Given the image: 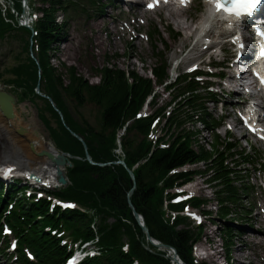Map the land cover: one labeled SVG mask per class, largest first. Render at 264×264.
Here are the masks:
<instances>
[{"label": "trees", "instance_id": "obj_1", "mask_svg": "<svg viewBox=\"0 0 264 264\" xmlns=\"http://www.w3.org/2000/svg\"><path fill=\"white\" fill-rule=\"evenodd\" d=\"M48 6L41 8L42 17L38 22L39 30V63L43 69L46 80L45 93L52 98L56 107L63 115L65 126L59 116L44 100V108L40 110L39 117L48 128L50 137L61 151L69 152L74 156L84 157L82 144L71 136L70 131L78 134L85 142L88 153L96 163H108L116 160L114 150L118 132L125 127L128 120L134 115L147 96L155 93L154 84H163L167 77V67L163 63H156L150 72L151 78H142L131 71L133 84L126 82L124 70L107 62L103 67L95 70L99 77V84L91 85L81 76L76 68L51 63L53 45L62 37V26L56 22L58 12L63 10L64 0H39ZM19 9V5H16ZM9 18H12L8 14ZM21 29L13 28L4 21L0 14V38L7 33L18 32ZM26 31V30H25ZM28 32V31H27ZM14 36V34L12 35ZM15 37V36H14ZM17 64L0 72V81L4 74L12 76L4 81L10 86L24 91L27 96L36 97L33 89L37 83V68L28 57L22 58V53H16ZM170 93L169 103L160 107L157 113L172 108L167 126L173 139L171 146L166 150H155L151 155H144L140 140H143L147 130L148 121L132 122L125 128L120 138L124 162L128 168L143 160L135 174L136 188L131 201L137 212L145 221L150 235L161 242L175 248L179 257L185 264H192L190 243L199 238L201 230H173L162 221L161 197L164 187L171 186L174 180L185 181L190 175L167 177L169 170L186 163L203 162L207 174V182L213 188L216 206L215 218H210L220 229L224 248L228 251L238 238V230L232 225L233 221L244 218V199L250 195V187L246 176L238 166H245L246 157H242L236 148L228 141L215 137L206 148L199 139L195 126L201 122L206 128L211 127L207 113L202 105L201 97L195 93L192 83L185 80ZM96 110L94 124L87 121H78L71 109L81 114L82 109ZM45 113H50L55 119L56 126L52 128ZM187 125L189 127H187ZM67 128L69 130H67ZM197 146V150L193 149ZM191 147V148H190ZM225 159L226 164H224ZM72 187L65 194L66 199L75 200L82 206L91 209L98 220L96 230L90 228L87 216L68 212L64 218L73 222L75 228L85 239H97L102 250V258L85 264H132L131 257L124 254L120 247L124 236L130 240V253L140 256L146 264H169L167 260L145 252L141 246L142 232L136 225L126 204V195L132 186L127 172L122 166H108L100 168L91 166L87 162L74 161L69 173ZM161 184V185H160ZM0 193V204H1ZM11 193L6 194L7 200ZM24 201L19 199L23 205ZM207 204V200L203 201ZM199 202L197 206L204 204ZM27 217L34 223V239L26 240L31 244L34 253L42 264H58L61 262L63 250L58 243L45 234L41 223L37 222V215H45V204L38 206H25ZM206 215H213L212 211L203 210ZM109 219L112 221L109 222ZM224 222V223H222ZM54 225V221L50 220ZM78 226V227H77Z\"/></svg>", "mask_w": 264, "mask_h": 264}, {"label": "rangeland", "instance_id": "obj_2", "mask_svg": "<svg viewBox=\"0 0 264 264\" xmlns=\"http://www.w3.org/2000/svg\"><path fill=\"white\" fill-rule=\"evenodd\" d=\"M16 2H17L16 0H0V7L2 9H5L6 6L12 7L13 3L16 4ZM197 9L198 6L195 5V7H193L189 12L182 13L184 14V16H187L186 18L187 24L194 22L195 19H198L200 17V15L197 14L196 11ZM148 17H150L149 23L155 24L157 22V19L154 16L148 14ZM98 18L87 19L86 17H79L74 19L72 18L73 20L70 19L69 20L70 25L68 28V35H67L70 37V41L67 42V40L64 39V41L60 43L59 46H56L57 55L55 56L57 58L52 61V64L58 65V63L60 62L68 66H74L76 67L78 73L81 74L91 85H97L99 83V78L93 74V69L95 67L103 66L106 62L107 57L117 55L116 58L111 59L112 64L116 65L117 67L123 70L134 71L138 75L144 78L150 77L149 69L153 66V64L156 62L158 57L154 49H152L151 44L149 42L144 45L133 44V47L131 46L128 47L127 49L123 41L118 42V38L116 36L113 37L109 35L108 38L106 39L103 34H99L98 32L101 28L100 22L98 23L99 26L95 28L91 27V23L96 21ZM94 25H96L95 22ZM172 25L176 31H181L178 30L179 28H177L175 22H173ZM150 28L151 25L148 26V29ZM110 29H112V27H110ZM152 43L155 45V41L152 40ZM181 43H182L181 40L176 44L171 42V45L175 46L174 51H172V53L170 54L171 60L174 58V53L178 52V46ZM10 49L11 46L8 44V42L6 41L0 42L1 70L5 67L12 66L14 64V59H13L14 53L20 51L19 48H16L14 51ZM187 55L188 53L185 52L182 56H180L179 60L182 63L185 62ZM188 65H190V63L185 64L184 68L187 67ZM174 77L175 75H173V77L170 78L169 82H172ZM0 86L3 90L7 91V87L5 85L1 84ZM156 94H157V98H159L156 101L158 105H160L161 103H165L169 99L167 94H165L162 91V87L156 88ZM37 105L39 106L41 105V102L39 100L37 101ZM207 107L208 110L212 113L213 111L212 107H210V105H207ZM18 111L21 112L22 117L25 120L32 119L34 124L37 126V129L42 133V135L46 138V140L47 141L50 140L47 130L45 129L41 121L38 119L37 111L34 105L26 101L22 103V105L18 106ZM72 112L73 115L80 121L87 120L90 124H92L95 121L96 110L94 108L87 110L82 109L81 114H76L74 111ZM80 116H82L83 118H81ZM196 128L201 132L202 127L200 125H197ZM200 137L203 138L201 141L199 140L203 145H205L208 141H210V137L208 135V132L206 131L200 133ZM234 143L237 145L239 151L243 149L248 151L250 148L249 146H252V148H254L258 153L264 154L262 149L257 144L253 145L252 141L246 144L245 141L240 138V133L238 132L234 134ZM3 147L4 145H2L1 153L10 152L9 149L7 151H4L5 148ZM199 167H202V165H199ZM195 183L199 184L198 180H196ZM198 194L203 198H206L208 200H213L211 187L207 186L205 187V189L203 190L201 189L198 192ZM246 204L247 202H244V205ZM209 205L213 206L215 204L213 201H211ZM207 209H209V207H207ZM211 209L213 211V207H211ZM253 211L254 212L251 214V216L246 222L234 223L238 229L240 230L242 229L243 231L241 232L242 234L239 237V239L234 243L235 246L233 247V252L235 253V257H238L239 260H242L241 258L243 256L241 254H238V250L240 246L239 244L243 242L244 247L250 250L247 254L249 257L248 264H264V254H263L264 249L262 247H261V251L263 253H260L257 257H255V252H258V248H257L258 245L256 243L257 230L262 226L258 225V222L256 221L257 211L255 210V207ZM217 229L218 228L214 223L208 222L206 224L205 237L207 238V240H210L213 243H217L216 234L218 233L219 230ZM203 245H206L205 240H202L200 244V246ZM217 252H220V250L217 249ZM200 257L202 261L206 262V264H217L218 255H208L207 257H205V255H203L202 253V256ZM234 264H245V263L243 262L240 263L238 261H235Z\"/></svg>", "mask_w": 264, "mask_h": 264}, {"label": "bare ground", "instance_id": "obj_3", "mask_svg": "<svg viewBox=\"0 0 264 264\" xmlns=\"http://www.w3.org/2000/svg\"><path fill=\"white\" fill-rule=\"evenodd\" d=\"M169 16L175 19L174 22L177 26L185 29L187 16L184 14L173 15L171 12H169ZM19 130L23 131L22 134H18ZM2 145H4V151L9 149L10 152L0 153L3 154L0 167L2 165L4 167L15 166L17 171L26 172L28 175L33 174L40 180L56 184L57 167L47 158L40 157L38 154L45 151L56 157L58 152L48 143L32 119L25 120L22 117L18 107L14 108V117L9 120L4 118L0 112V148ZM58 169L65 172L64 167Z\"/></svg>", "mask_w": 264, "mask_h": 264}, {"label": "snow or ice", "instance_id": "obj_4", "mask_svg": "<svg viewBox=\"0 0 264 264\" xmlns=\"http://www.w3.org/2000/svg\"><path fill=\"white\" fill-rule=\"evenodd\" d=\"M182 3H186V0H181ZM217 11H224L229 15H234L237 18H241L245 15H251L252 10L256 7L261 0H230V4H225L223 0H213ZM149 8L155 6V4H149ZM258 34L259 31H258ZM261 57L264 58V49H261ZM261 83L264 84V78L261 79ZM6 171H11L7 169Z\"/></svg>", "mask_w": 264, "mask_h": 264}, {"label": "water", "instance_id": "obj_5", "mask_svg": "<svg viewBox=\"0 0 264 264\" xmlns=\"http://www.w3.org/2000/svg\"><path fill=\"white\" fill-rule=\"evenodd\" d=\"M16 102V98L12 97L9 94H4L0 92V109L3 112L4 116L6 118H12L13 117V109L12 105ZM49 157H51L49 155ZM52 158V157H51ZM58 165L64 164V158L60 157L58 160H54ZM59 181L61 183H64V179L62 178L61 174L59 173Z\"/></svg>", "mask_w": 264, "mask_h": 264}]
</instances>
